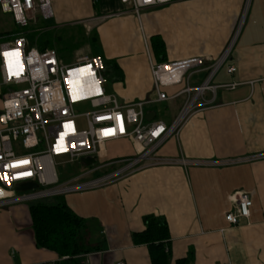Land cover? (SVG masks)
Returning a JSON list of instances; mask_svg holds the SVG:
<instances>
[{
  "label": "crops",
  "instance_id": "1",
  "mask_svg": "<svg viewBox=\"0 0 264 264\" xmlns=\"http://www.w3.org/2000/svg\"><path fill=\"white\" fill-rule=\"evenodd\" d=\"M51 9L52 23L45 26L94 34L97 46L89 47L90 55L116 66L107 76L120 103L154 97L150 62L158 56L152 38L161 40L166 60L201 56L205 68L234 38L211 80L229 87L205 91L203 104L178 136L168 138L158 151L159 156L196 164L152 166L64 196L77 216L99 224L102 249L80 256L82 264H151L147 247L132 241V234L144 229L147 215L167 223L170 264L189 252L190 264H264V156L237 161L264 155V0H172L138 14L120 0H52ZM228 66L235 70L228 73ZM206 74L204 69L191 75L190 83L199 84ZM182 101L151 104L146 112L170 124ZM105 152L108 158L127 156L133 146L126 139L111 141ZM237 191L247 192L252 205L248 218L231 225L225 215L233 212L229 197ZM28 205L0 208V264L59 259L36 247Z\"/></svg>",
  "mask_w": 264,
  "mask_h": 264
},
{
  "label": "built area",
  "instance_id": "2",
  "mask_svg": "<svg viewBox=\"0 0 264 264\" xmlns=\"http://www.w3.org/2000/svg\"><path fill=\"white\" fill-rule=\"evenodd\" d=\"M51 1L0 0V12L8 14L14 25L23 29L35 23L38 16L51 19ZM171 1L120 0L135 14ZM233 41L231 38L208 68L201 56L151 61L154 97L120 103L105 93V65L100 55H85L66 63L55 49L30 46L24 33L0 37V208L100 188L152 166L196 164L183 158L159 156L158 151L168 138L178 136L183 124L203 104L205 91L229 87L211 84V80L225 62ZM204 69L206 76L192 85L191 75ZM226 70L232 73L235 68L228 66ZM179 97L182 105L170 124L145 119L151 104ZM86 102L90 110L80 114L85 122L82 128L74 106ZM121 139L132 143L133 152L108 158L105 144ZM85 157H93L94 162L83 164L81 159ZM74 163L81 165L80 172L60 181L56 167ZM29 182L36 186L17 190L18 185ZM229 199L234 210L225 215V220L237 225L240 219L249 217L252 200L244 191L234 192Z\"/></svg>",
  "mask_w": 264,
  "mask_h": 264
},
{
  "label": "trees",
  "instance_id": "3",
  "mask_svg": "<svg viewBox=\"0 0 264 264\" xmlns=\"http://www.w3.org/2000/svg\"><path fill=\"white\" fill-rule=\"evenodd\" d=\"M38 22L36 21V24ZM28 27V26H27ZM25 27V28H27ZM14 29L6 33L8 38L18 34H28L36 38L39 50L55 49L64 62H69L72 52L82 44L95 45L94 34L85 36L82 31H63L59 33L48 26L25 31ZM65 32V33H64ZM152 47L158 56L157 62L166 61L163 44L159 38H152ZM64 51V52H62ZM67 53V55H63ZM65 56V57H64ZM104 75L107 76L109 68L116 66L104 60ZM118 74L119 71H115ZM118 78H122L121 73ZM54 203L37 201L28 205V211L33 231L34 242L37 248H44L58 256L56 264H82L80 256L102 249L103 241L97 236L99 224L94 220H87L77 216L66 204L64 197L55 198ZM144 229L132 234L134 245H145L148 249L151 264H170L169 245L170 235L164 218L154 215L143 217ZM192 253L176 260V264H190Z\"/></svg>",
  "mask_w": 264,
  "mask_h": 264
},
{
  "label": "rangeland",
  "instance_id": "4",
  "mask_svg": "<svg viewBox=\"0 0 264 264\" xmlns=\"http://www.w3.org/2000/svg\"><path fill=\"white\" fill-rule=\"evenodd\" d=\"M37 24L36 22L33 23L31 22L27 28H25V31H29L32 29H37L41 26H45V25H51L52 21L51 20H43L40 16L37 17ZM14 29H20L18 28L16 25H14V23L11 21V18L8 14H4L0 12V36H6V33L9 31H12ZM69 30V29H68ZM78 30V29H77ZM63 31H60L59 33H62ZM65 33V32H64ZM27 34V33H26ZM25 34V36L27 37L30 46H34L37 45L36 44V38H34L33 36H30L28 34V36ZM97 44H95V46L93 45L92 47L96 48ZM90 45H86V44H82L78 49V51H76L75 53L72 52L71 57L68 58L67 63H71L75 60V57L80 56V55H90V50H89ZM64 52V51H62ZM96 53V49L94 50V54ZM63 55H67V53H63ZM92 55V54H91ZM90 55V56H91ZM65 57V56H64ZM112 80L110 77L105 76V82L103 84V88L105 90V93L108 95H112L116 98V100L119 102V99L117 98V96L114 94L113 91V87H112ZM90 110L89 104L88 102L86 103H81V104H77L74 106V111L76 114H79V117L77 118V123L80 127H84L85 126V122L84 119L82 118V116L80 114L87 112ZM80 168L81 165L78 163H74L71 165H66V166H57L56 170L58 175L60 176V181H63L64 179L70 178L76 174H78L80 172ZM56 201L55 198H46L43 202L45 203H54ZM87 220H91V219H87ZM93 220V219H92ZM97 222V220H94Z\"/></svg>",
  "mask_w": 264,
  "mask_h": 264
},
{
  "label": "water",
  "instance_id": "5",
  "mask_svg": "<svg viewBox=\"0 0 264 264\" xmlns=\"http://www.w3.org/2000/svg\"><path fill=\"white\" fill-rule=\"evenodd\" d=\"M154 115H155L154 112H150V111H148V112H146V114H145V119H146L147 121H150V120H152V119L154 118ZM81 162H82L83 164H85V165H89V164H91V163L94 162V158H93V157H85V158H82V159H81ZM35 186H36L35 183H33V182H29V183L24 184V185H18L16 188H17L18 191H22V190H26V189L33 188V187H35Z\"/></svg>",
  "mask_w": 264,
  "mask_h": 264
},
{
  "label": "snow or ice",
  "instance_id": "6",
  "mask_svg": "<svg viewBox=\"0 0 264 264\" xmlns=\"http://www.w3.org/2000/svg\"><path fill=\"white\" fill-rule=\"evenodd\" d=\"M21 163H27V161H22Z\"/></svg>",
  "mask_w": 264,
  "mask_h": 264
}]
</instances>
